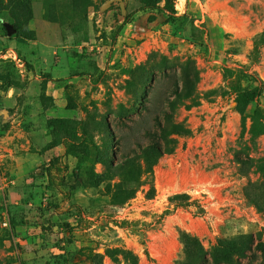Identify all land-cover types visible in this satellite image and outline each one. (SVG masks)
<instances>
[{
	"label": "rangeland",
	"instance_id": "1",
	"mask_svg": "<svg viewBox=\"0 0 264 264\" xmlns=\"http://www.w3.org/2000/svg\"><path fill=\"white\" fill-rule=\"evenodd\" d=\"M263 33L264 0H0V264H264Z\"/></svg>",
	"mask_w": 264,
	"mask_h": 264
},
{
	"label": "trees",
	"instance_id": "2",
	"mask_svg": "<svg viewBox=\"0 0 264 264\" xmlns=\"http://www.w3.org/2000/svg\"><path fill=\"white\" fill-rule=\"evenodd\" d=\"M264 38V33L261 39ZM252 74L248 71H240L238 69H225V85L229 90H232L235 94V102L237 107L241 110H247L250 103L253 101H259V97L262 93L261 86L259 84L251 87ZM248 82V84L243 86V82ZM253 119L257 121L254 126L257 131H264V107L257 104V107L253 113ZM258 246L263 249L264 243L259 242Z\"/></svg>",
	"mask_w": 264,
	"mask_h": 264
},
{
	"label": "built area",
	"instance_id": "3",
	"mask_svg": "<svg viewBox=\"0 0 264 264\" xmlns=\"http://www.w3.org/2000/svg\"><path fill=\"white\" fill-rule=\"evenodd\" d=\"M5 223H8V222H5Z\"/></svg>",
	"mask_w": 264,
	"mask_h": 264
}]
</instances>
